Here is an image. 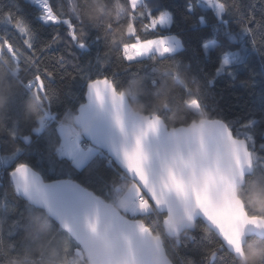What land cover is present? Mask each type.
Returning <instances> with one entry per match:
<instances>
[{
    "label": "snow or ice",
    "instance_id": "snow-or-ice-1",
    "mask_svg": "<svg viewBox=\"0 0 264 264\" xmlns=\"http://www.w3.org/2000/svg\"><path fill=\"white\" fill-rule=\"evenodd\" d=\"M34 2L43 8L44 23L65 26L67 39L57 28L51 39L37 48V32L22 14L20 0H15L12 8L3 9L7 24L22 39L13 43L7 33L0 34V95L4 82H17L21 89L29 91L40 105L34 120L40 125L35 131L41 132L50 117L51 101L58 95V89L51 83L57 73L44 64L43 54L64 43L72 60L60 54L55 62L60 68L71 63L76 75L70 73L69 77L85 81L87 103L79 106L75 116L85 135H70V126L60 123V142L68 150L57 149V154L72 160L76 167H83L87 156L77 157L70 146L83 152V141L94 138L97 124L110 116L120 136V147H116L115 138L106 146L131 181L123 196L119 195L120 185L111 186L109 193L117 194L116 202L131 218L121 214L103 196L91 192L80 196L84 189L79 185H72L71 190L62 193L67 210L74 217L83 214L82 229L60 218L73 241L64 248L62 264H70L71 255H86L89 264H172L167 237L179 234L178 219L202 232L201 244H207L200 248L199 259L184 258L182 264H209V261L216 264L225 255L227 264H238L250 226L261 235L248 240L264 239V212L260 211L264 209V202L254 207L239 195L253 179L264 180V143L259 145L260 151L255 150V136L264 138V119L244 122L242 127L254 129L255 135L249 132L240 138L232 123L215 115L216 110L208 106L207 100L217 79L227 75L235 80L237 69L250 60V54L258 55L264 66V17L258 21L253 9H249L245 23L236 21L240 25L238 38L228 27V17L233 11L239 13V7L231 0H201L214 13L215 20V35L203 37L201 43L202 55L209 59L215 57L213 73L209 75L198 66L204 77L201 82L195 76L186 75L191 71V64L177 59L184 48L181 39L161 31L170 29L174 23L173 14L164 10L163 0H155V8L148 0H123V3L118 0L116 20L99 29L88 20V0H70L67 5L57 0L55 6L53 0ZM196 6L195 0H187L185 10L193 13ZM121 22L123 30L119 31ZM198 22L203 26L208 20L200 15ZM92 28L99 31L96 41L107 40L110 33L118 32L100 53V71L95 76L85 72L73 51L87 49ZM257 32L261 36L259 43ZM237 43L240 48L236 47ZM109 67L111 71L105 72ZM163 78H169L176 86L173 99L178 97L186 110V122L174 124L170 129L158 110L142 118L129 116L127 112L129 99L136 97L129 98L126 89L131 90L144 81L150 86L149 95L144 98L150 99L151 88L157 87ZM23 101L24 92L18 91L12 105L22 107ZM163 103L165 111H170L167 97ZM71 112L68 109L67 113ZM11 135L15 138L16 132ZM24 140L29 142V137L25 136ZM10 176H18L22 181L16 185L18 195L52 212L49 189L35 178L28 163H18ZM124 178L120 174L119 180ZM198 219L203 221L202 225L197 224ZM187 241L197 243L194 235ZM182 243L188 247V243ZM12 251L11 244L7 251L0 247V264H11L4 257Z\"/></svg>",
    "mask_w": 264,
    "mask_h": 264
},
{
    "label": "trees",
    "instance_id": "trees-1",
    "mask_svg": "<svg viewBox=\"0 0 264 264\" xmlns=\"http://www.w3.org/2000/svg\"><path fill=\"white\" fill-rule=\"evenodd\" d=\"M57 0H53L54 6ZM67 5L70 0H62ZM123 3V0H119ZM232 3L239 7V13L233 11L228 17V25L239 38L240 25L236 23L239 19L241 24L245 23L248 10L253 9L256 18L259 21L264 17V0H231ZM15 0H0V34H8V38L13 43H19L22 37L13 28H11L3 15V9L12 8ZM23 5L22 14L30 26L37 32L35 41L36 47L39 48L46 40L51 39L55 29H59L61 35L67 39L64 25H50L42 21L41 15L43 9L36 3L28 0H20ZM165 9L170 11L174 17V23L170 29H161L166 33L176 34L184 44L177 59L182 60L185 64H191L192 68L186 75L195 76L203 82V73L198 71V66L203 67L209 75L213 73L215 57L211 59L202 55V38H211L215 35L213 26L215 25L214 13L203 5L200 0H195L196 9L193 13L185 10L187 0H163ZM118 0H88L87 16L89 22L96 28H102L108 23L116 20ZM148 4L155 8V0H148ZM204 15L208 20L206 25L201 26L198 17ZM98 29H90L87 41V49L80 50L74 48L73 51L79 56L80 66L85 72L95 76L100 71L99 62L102 59L100 53L109 44L117 33H110L107 40L96 41L99 35ZM123 30V22L119 31ZM223 30V29H222ZM257 42L261 41L259 32L256 35ZM246 43V41H245ZM237 48L240 44L237 43ZM60 54H64L68 60H72L67 55V48L64 43L53 47L49 52L43 54L44 64L57 73V78L52 81V86L58 89V95L52 99L50 106V117L46 120V127L37 133L35 129L39 123L34 120L35 113L33 105L38 102L35 97L27 90L21 89L17 82H4L2 85L3 93L0 95V244L5 251L9 245H13L14 251L4 257L5 261L21 259L23 264H62L64 248L66 245L73 243L71 236L63 230L59 224L49 217L46 212L29 204L25 199L20 197L11 182L10 172L18 163H28L41 177L46 180L69 178L83 187L87 188L96 195L103 196L108 202L116 205L115 193H110L111 186L120 185L122 191L130 185L131 181L123 173L112 159L102 151H97L90 156L83 167H76L72 160L61 158L57 154L60 147V135L58 132L59 123H67L74 126L73 119L76 111L81 104L85 102L86 85L85 81L77 77L72 80L69 74L76 75L72 64L66 68H60L55 60ZM244 54L242 53V56ZM251 58L241 64L237 69L236 79L232 80L227 75H221L211 90L207 103L210 108H214L215 115L220 116L233 125L236 134L244 137L249 132L255 135L254 129L242 127L244 122L250 119L260 121L264 119V66L260 63V57L256 54H250ZM91 62V63H89ZM110 72L111 68L104 70ZM63 77V79H61ZM157 79L161 77L157 76ZM150 86L141 81L133 89H126V93L133 107L141 113L147 114L158 110L169 127L174 124H180L184 121L185 109L178 102L179 98L175 96V85L169 78H163L157 87L151 88V98L145 99L149 95ZM18 91L24 92L23 106L12 105L13 98ZM169 99L171 110L165 111L164 99ZM71 109V113H67ZM15 131L16 137L13 138L11 133ZM29 137V142H25L24 137ZM257 148L264 143V138L258 134L255 136ZM83 141V145H87ZM259 168V162H257ZM120 174L125 176L124 180H119ZM120 193V194H121ZM239 195L244 197L252 206L258 207L264 202V180L259 178L253 179L250 185L239 191ZM264 211V209H260ZM198 225L203 221L198 220ZM197 225V227H198ZM191 235L196 237L197 243L193 245L187 239ZM203 233L198 229L194 231H185L178 238L167 237L169 246V256L174 264H182V260L188 257L199 259L201 256L200 248L207 246L206 242L201 244ZM257 236L247 238L244 245L245 250L249 247L264 248V239ZM188 243V247H183V243ZM70 264H87L84 256L71 255ZM228 257L225 255L223 260H217L216 264H227ZM211 264V261H209ZM240 264V260L238 261Z\"/></svg>",
    "mask_w": 264,
    "mask_h": 264
},
{
    "label": "water",
    "instance_id": "water-1",
    "mask_svg": "<svg viewBox=\"0 0 264 264\" xmlns=\"http://www.w3.org/2000/svg\"><path fill=\"white\" fill-rule=\"evenodd\" d=\"M127 95V93H126ZM128 96V95H127ZM129 97V96H128ZM87 103V98L85 95V102L83 104ZM128 115L129 116H138V117H143L145 114L141 113L140 111H137L133 105L131 104V101L129 99V105H128ZM76 116V115H75ZM73 123L74 125L80 129L82 136L85 135V129L83 127H81L75 117L73 119ZM169 126V125H168ZM171 127H169L170 129ZM115 138L116 141V147L119 148L120 147V136L118 131L115 129L114 127V123L111 120L110 116H107L105 118L104 121H101L97 124L96 127V134L94 138H88L85 139L87 140L89 143H91L93 146L97 147L100 151H102L103 153H105L107 156H109L112 161L117 165V167L126 174L127 176V172L126 170L122 167V165L119 163V161L116 159L114 153L106 146L108 143H110L112 141V139ZM243 138V137H240ZM33 171V173H35V178L41 182L43 185L47 186L50 192V199L53 202V207H52V212L50 213L42 204H37L34 203L32 201H30L28 198L24 197L23 195H19L20 197H22L23 199H25L29 204L37 207V208H41L43 209L46 214L51 217L54 221H56L59 226L64 230L63 225L61 223V217H63L64 219H66L69 223L73 224L74 226H77L79 228H83V214H79L78 216H73V214L67 210L68 208V204L66 201V197L62 195V193L67 192L69 190H71V186L72 185H79L80 188L84 189V193H79L80 196H84L85 193L87 192H91L90 190H88L87 188L83 187L82 185H80L79 183H77L76 181L69 179V178H61V179H54V180H50V181H46L44 180L41 175L35 171L32 167H30ZM11 173V172H10ZM11 182L13 184V187L16 191V185L18 183H22L20 177H12L10 176ZM93 193V192H91ZM108 202V201H107ZM110 203V202H108ZM113 204V203H112ZM114 205V204H113ZM120 212L121 214H124L116 205H114ZM126 215V214H124ZM129 217V216H128ZM131 218V217H129ZM200 220V219H198ZM197 220V221H198ZM202 221V220H201ZM177 224L180 227V231L179 234H173L170 235L168 237H174V238H178L180 237V235L182 233H184L185 231H194L195 228L189 224L186 221H183L181 219L177 220ZM248 235L246 236V239L243 242V248H242V257H245L244 254V245L246 244L247 238L250 236H257L260 238V233L258 232V230L252 228L250 226L249 230H248ZM237 243L239 244V241H237ZM85 260L87 261V264H89L86 255L84 256ZM172 264L173 261H172Z\"/></svg>",
    "mask_w": 264,
    "mask_h": 264
},
{
    "label": "rangeland",
    "instance_id": "rangeland-1",
    "mask_svg": "<svg viewBox=\"0 0 264 264\" xmlns=\"http://www.w3.org/2000/svg\"><path fill=\"white\" fill-rule=\"evenodd\" d=\"M30 1H32V2H34V0H30ZM200 2H201V0H200ZM35 3V2H34ZM37 4V3H36ZM38 6H40L41 8H42V6L41 5H39V4H37ZM204 5V4H203ZM43 9V8H42ZM43 15V14H42ZM42 15H41V19H42ZM166 35H176V34H173V33H166ZM177 36V35H176ZM178 37V36H177ZM63 124H65L66 126H70V128L72 129V131H71V133H70V135H73V136H76V135H79V136H81V137H83L82 136V134H81V131L79 130V128H77V127H75V126H71V125H69V124H67V123H63ZM58 125H60V123L58 124ZM58 128H59V126H58ZM28 137V136H27ZM71 148H72V150L76 153V155H77V157H81V156H84V155H86L87 156V160L90 158V156H92L93 154H95L97 151H99V149L97 148V147H95V146H93L91 143H87V145H83L82 144V147H83V152H81L79 149H77L75 146H70ZM59 149L61 150V151H67L68 150V148L67 147H65V146H62L61 145V142H60V147H59ZM89 149H91V151L89 152ZM130 185H128L127 187H126V189H125V191L127 190V188L129 187ZM124 192V191H123ZM123 192L121 193V194H119L120 196H123ZM116 206L123 212V208L116 202ZM124 213V212H123ZM124 214H126V213H124ZM126 215H128L129 217H130V214H126Z\"/></svg>",
    "mask_w": 264,
    "mask_h": 264
},
{
    "label": "clouds",
    "instance_id": "clouds-1",
    "mask_svg": "<svg viewBox=\"0 0 264 264\" xmlns=\"http://www.w3.org/2000/svg\"><path fill=\"white\" fill-rule=\"evenodd\" d=\"M0 105H2V101H0ZM39 108V103L35 102L33 105V111L37 112ZM12 264H23V261L21 259H17L14 260ZM240 264H264V248H247L245 250V257L240 259Z\"/></svg>",
    "mask_w": 264,
    "mask_h": 264
},
{
    "label": "built area",
    "instance_id": "built-area-1",
    "mask_svg": "<svg viewBox=\"0 0 264 264\" xmlns=\"http://www.w3.org/2000/svg\"><path fill=\"white\" fill-rule=\"evenodd\" d=\"M46 125H47V123H46ZM75 126V125H74ZM76 127V126H75Z\"/></svg>",
    "mask_w": 264,
    "mask_h": 264
}]
</instances>
